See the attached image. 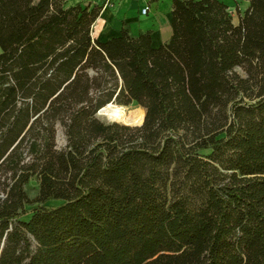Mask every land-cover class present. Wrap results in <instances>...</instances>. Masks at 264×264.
<instances>
[{"label": "trees", "instance_id": "trees-1", "mask_svg": "<svg viewBox=\"0 0 264 264\" xmlns=\"http://www.w3.org/2000/svg\"><path fill=\"white\" fill-rule=\"evenodd\" d=\"M65 1L0 0V264H264V0H173L160 47Z\"/></svg>", "mask_w": 264, "mask_h": 264}, {"label": "crops", "instance_id": "crops-1", "mask_svg": "<svg viewBox=\"0 0 264 264\" xmlns=\"http://www.w3.org/2000/svg\"><path fill=\"white\" fill-rule=\"evenodd\" d=\"M80 2L103 5L92 26L96 40L105 42L119 36L124 23L133 35L151 31L154 47L165 44L172 36L173 0H66L64 5L70 7ZM146 7L148 12L142 14Z\"/></svg>", "mask_w": 264, "mask_h": 264}, {"label": "rangeland", "instance_id": "rangeland-1", "mask_svg": "<svg viewBox=\"0 0 264 264\" xmlns=\"http://www.w3.org/2000/svg\"><path fill=\"white\" fill-rule=\"evenodd\" d=\"M222 1H224L228 5L229 11L231 12V14L233 16L234 23L235 24H238L239 23L240 16L244 15L245 10L249 6L248 1H246V0H222ZM237 70H238L239 73L243 74L242 69L238 68ZM113 104H116V103H113ZM124 107L126 108V110L128 112L142 114L143 115L142 121L139 124H134V125H132V124H126L124 122L114 121V120L110 119L109 117H107L106 115H104V113L101 112V110L103 108L100 109L97 112V117L101 121L110 122V123L116 122V123L130 125V126H140V125L143 124V122H144L143 120H144V117H145V110L142 107H140L138 105H135V104H132V105H129V106H124ZM66 142H67V139H66V136H65L64 128L62 126L58 125V130H57V147L58 148L65 147ZM38 187H39V180H38V178L36 176H34L33 178H31V180L29 181V183L26 185L27 193H28V195H29V197L31 199H34V198L37 197ZM60 203H62V202L61 201H51V202H49V204H51V205H58ZM27 218H28V216L25 217V219H27Z\"/></svg>", "mask_w": 264, "mask_h": 264}, {"label": "bare ground", "instance_id": "bare-ground-1", "mask_svg": "<svg viewBox=\"0 0 264 264\" xmlns=\"http://www.w3.org/2000/svg\"><path fill=\"white\" fill-rule=\"evenodd\" d=\"M101 112L114 121L124 122L126 124H139L143 119L142 114L128 112L124 106L113 103L107 104Z\"/></svg>", "mask_w": 264, "mask_h": 264}, {"label": "built area", "instance_id": "built-area-1", "mask_svg": "<svg viewBox=\"0 0 264 264\" xmlns=\"http://www.w3.org/2000/svg\"><path fill=\"white\" fill-rule=\"evenodd\" d=\"M148 9H149V8H147V7L144 8V9H142V14H146V13L148 12Z\"/></svg>", "mask_w": 264, "mask_h": 264}]
</instances>
